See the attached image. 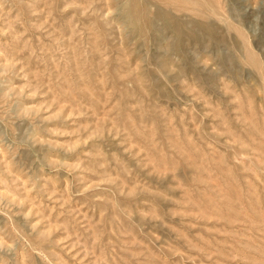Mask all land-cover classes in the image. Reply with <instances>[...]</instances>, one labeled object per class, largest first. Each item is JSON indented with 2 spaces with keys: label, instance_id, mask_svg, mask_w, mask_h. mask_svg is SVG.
<instances>
[{
  "label": "rangeland",
  "instance_id": "1",
  "mask_svg": "<svg viewBox=\"0 0 264 264\" xmlns=\"http://www.w3.org/2000/svg\"><path fill=\"white\" fill-rule=\"evenodd\" d=\"M0 264H264V0H0Z\"/></svg>",
  "mask_w": 264,
  "mask_h": 264
}]
</instances>
